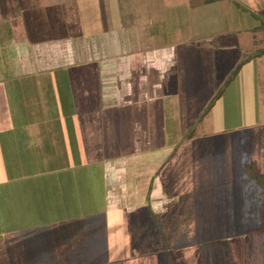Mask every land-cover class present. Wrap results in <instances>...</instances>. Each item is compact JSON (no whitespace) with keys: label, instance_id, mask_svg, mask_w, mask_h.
<instances>
[{"label":"rangeland","instance_id":"rangeland-1","mask_svg":"<svg viewBox=\"0 0 264 264\" xmlns=\"http://www.w3.org/2000/svg\"><path fill=\"white\" fill-rule=\"evenodd\" d=\"M158 1L154 0L155 20L159 14L168 19L164 28L170 29L172 38L182 35L187 39L193 32L197 39H212L192 44L186 41V49L178 58L179 68L169 72L176 80L173 94L159 109L160 122L153 123L155 143L162 141L159 132L163 128L166 149L160 150L157 159L138 166L135 177L123 179L125 186L123 180L110 179L106 168L123 155L119 141L133 139L140 123L145 122L144 112L137 114V123H120L118 116L108 110L84 117L86 154H79L77 148L70 159L67 154H58L57 159L64 158V165L69 163L72 168L57 169L62 164H57L54 154H36L25 131L30 122L23 111L24 95H38V90H25L26 78L15 74L8 57L0 59L7 68L3 71L0 67V146L3 140L4 151L13 150L14 145L20 151L18 155L6 154L7 168L0 169V264H38V231L52 245L55 230L61 231L66 224L64 215L69 216L70 226L84 229L77 232L86 240L81 248L98 244L104 249L101 254L111 262L124 264L132 256L129 247L138 245L146 249L137 258L146 257L150 249L156 254L148 256L152 262L264 264V233L259 232L263 226L264 191L244 169L256 160L255 156L264 157V138L253 136V126L247 129L240 113L244 108L239 105L253 104L256 88L263 102L264 70L257 73L258 64L253 63L241 72L223 97L226 106L214 111L220 114L222 123L217 115L210 114V108L206 111L212 94L210 70L216 61H220V69L226 70L242 61L241 50L264 49V0L217 1L197 10H191L187 0H170L168 5H164L166 0H161V5ZM248 25L261 31L256 34L260 41L255 49L254 35L248 32L226 40L232 46L228 52L208 48L213 45V33L245 29ZM224 55L227 58L222 62ZM238 86L242 88L240 93ZM245 91H249L250 98ZM25 101L29 110L31 100ZM63 112L68 115L73 111L60 108L59 113ZM5 117H11L9 123L3 122ZM199 118L203 124H197ZM213 120L218 125L224 123L223 129L230 132L212 133ZM6 126L12 129L6 131ZM2 128L6 132L2 133ZM258 133L264 134V129ZM46 159L53 161L47 164ZM259 171L264 175V165ZM50 223L55 227L52 234ZM88 237L93 240L88 241ZM73 245H77L76 240L71 241ZM71 247L57 251V256L66 253L72 258ZM47 252V262L51 254L54 260L53 250Z\"/></svg>","mask_w":264,"mask_h":264},{"label":"crops","instance_id":"crops-1","mask_svg":"<svg viewBox=\"0 0 264 264\" xmlns=\"http://www.w3.org/2000/svg\"><path fill=\"white\" fill-rule=\"evenodd\" d=\"M187 1L191 10L207 7L217 1L229 2L201 0L194 5L197 0ZM160 2L161 0L157 4H163ZM169 2L170 0H166L164 5ZM155 5L154 0H0V59L8 57L15 74L26 78L25 90H38V95L30 92L29 95L27 92L24 95L23 111L27 113L30 122L25 131L31 139L30 145L37 149L36 154H54L57 164H62L56 166L57 169L72 168L68 166V162L64 165V158L57 159L58 154H67L68 159L76 151L86 154L82 119L91 118L93 113L100 110L113 112L120 123L121 120L137 123L140 111L145 115V122L140 123L133 139H126V133L123 134L125 139L119 141L118 148L123 155L106 168L107 176L114 182L135 177L138 166L142 167L147 161L157 159L158 154H161L160 150L166 149L164 143L167 138L163 136V128L159 132L162 141L158 145L155 143L156 130L153 123L160 122L159 109L165 107L166 98L173 94L171 89L176 80L171 78L169 72L179 68L178 58L186 49V41L189 44L204 43L210 38L197 39L198 36L193 32L189 33L187 39L182 35L172 38L170 29L164 28L169 24L166 21L168 19L159 14L155 20ZM122 21L131 22L124 26ZM242 32L254 35L252 45L255 49L256 43L260 41L256 34L261 31L258 27L251 28L249 25L245 29L233 28L213 33L214 42L208 48L212 52L220 49L228 52L232 46L226 44V40ZM222 41L224 42L221 43ZM262 50L264 49L257 48L253 52L241 50L242 61L239 64L234 62L226 70L223 67L220 69V61H216L215 67L210 70L212 94L209 98L210 107L207 106L206 111L210 108L209 113L214 115L215 109L226 106V98L223 97L236 84L247 66L251 68L255 63V66L258 64L255 67L257 73L264 70ZM226 56L224 55L222 62ZM0 67L3 71L7 69L3 61ZM238 88L240 93L242 88ZM246 93L249 95V91L244 92ZM255 96V102L250 106L239 103L244 108L240 113L245 118L243 122H247V129L253 126L256 132L252 133L253 136L262 135L264 138V134L258 133L264 129V100L259 101L257 88ZM250 97L251 94L248 98ZM26 98L31 100L32 107L29 110ZM60 108L73 112L68 115L64 112L60 114ZM215 115L218 116L217 121L222 123L220 114ZM10 119L11 117H5L3 122L9 123ZM197 124H203V120L199 118ZM213 125L214 128L210 129L212 133L230 132L229 129H223L224 123L218 125L213 120ZM11 129V126H6V131ZM6 131L2 128V133ZM0 135L2 137L1 130ZM4 148L2 140L0 169L7 168L6 154L20 153L16 145L13 150L4 151ZM255 159L248 164H255L260 170L264 165V157L258 159L255 156ZM49 160L53 161L46 159L45 163L48 164ZM16 161L20 163V159L17 158ZM80 165L85 166L82 163ZM123 182L124 186L127 185L124 180ZM118 188L120 187L117 186ZM111 195L114 197L115 194ZM68 217L64 215L67 221L63 222L66 224L62 225L61 231L55 230L56 234L50 241L52 245L47 242L46 235L38 231V264H49V260L52 264H121L111 262L107 255H102L100 251L104 249H100L98 244L90 245L87 249L81 248L86 240H83L82 233L77 232L84 229L70 226L72 222ZM50 225L52 234L55 227L53 223ZM40 228L42 227L38 226ZM87 239L90 242L93 240L89 237ZM75 240L77 245L71 247V241ZM70 247L74 250L72 258L66 253L57 256V251ZM94 248L95 251L92 252ZM49 249L53 250L55 262H52V254L47 262ZM80 249L85 252L79 251ZM129 249L132 256L124 264H167L163 260L152 262L148 256L156 254L150 249L142 259L137 256L144 255L143 250L146 248L137 245Z\"/></svg>","mask_w":264,"mask_h":264},{"label":"trees","instance_id":"trees-1","mask_svg":"<svg viewBox=\"0 0 264 264\" xmlns=\"http://www.w3.org/2000/svg\"><path fill=\"white\" fill-rule=\"evenodd\" d=\"M198 2H201V0L195 1L194 5L198 4ZM245 172L249 177L256 180L257 185L264 191V175L262 173H260V171L258 170L256 165L255 164L246 165L245 166ZM262 221H263V226L259 230V232L264 233V202H263V211H262Z\"/></svg>","mask_w":264,"mask_h":264}]
</instances>
